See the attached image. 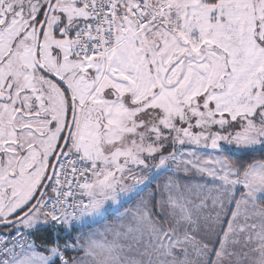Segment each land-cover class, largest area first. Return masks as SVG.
I'll return each instance as SVG.
<instances>
[{"label": "snow or ice", "instance_id": "obj_1", "mask_svg": "<svg viewBox=\"0 0 264 264\" xmlns=\"http://www.w3.org/2000/svg\"><path fill=\"white\" fill-rule=\"evenodd\" d=\"M0 264H264V0H0Z\"/></svg>", "mask_w": 264, "mask_h": 264}]
</instances>
